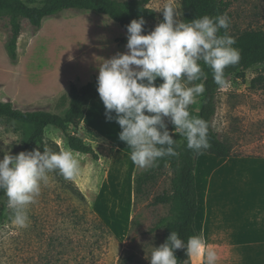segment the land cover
Listing matches in <instances>:
<instances>
[{
  "label": "rangeland",
  "instance_id": "rangeland-1",
  "mask_svg": "<svg viewBox=\"0 0 264 264\" xmlns=\"http://www.w3.org/2000/svg\"><path fill=\"white\" fill-rule=\"evenodd\" d=\"M23 1L40 7L44 0ZM217 1L230 18L228 35L264 32V0ZM169 4L184 21L182 0H150L148 7L156 13L150 26L163 21ZM21 23L12 61L6 51L12 38L9 20L0 22V100L22 112L66 111L72 84H87L98 77L103 60L127 51V32L93 12L64 11L44 20L39 30ZM240 73L245 76L233 75L219 89L212 119L231 156L204 152L196 165V230L211 247L188 256L187 264H205L207 250L217 253L216 264H264V64ZM200 106L201 96L190 106L191 115L197 116ZM105 111L100 97L92 100L78 133L98 160L79 153L80 172L70 181L49 173L29 206L26 228L12 223L7 207L0 220V264H149L153 247L166 242V227L178 217V207L175 200L154 201L173 195L174 174L167 168L137 191L151 168L133 164L131 149L119 139L120 126L108 121ZM165 122L170 132L173 125L168 118ZM30 133L0 118V159L9 150L19 154ZM45 142L54 152L70 148L67 135L53 126L47 127Z\"/></svg>",
  "mask_w": 264,
  "mask_h": 264
},
{
  "label": "clouds",
  "instance_id": "clouds-1",
  "mask_svg": "<svg viewBox=\"0 0 264 264\" xmlns=\"http://www.w3.org/2000/svg\"><path fill=\"white\" fill-rule=\"evenodd\" d=\"M162 12L163 22L148 34H144L146 21L133 19L126 26L127 51L103 60L98 68L97 92L105 116L120 126L119 139L131 149L130 159L139 168H152L164 157L178 156L176 147L182 141L173 139L177 133L195 153L212 147L208 122L189 110L206 92L205 84L196 82L208 79L207 66L213 82L226 88V69L242 59L234 47L235 38L227 34L230 18L226 14L186 22L170 4ZM221 29L224 35H219ZM158 80L162 83L157 85ZM165 118L174 126V133L169 132ZM78 156L70 148L60 152L36 148L16 155L5 152L0 159V192L12 210V223L28 226L29 206L48 183L49 173L73 180L80 172ZM210 247L200 235L189 236L185 243L172 231L164 244L153 247L151 258H146L149 264H179L177 250H186L191 257ZM217 260L215 251H206L205 264Z\"/></svg>",
  "mask_w": 264,
  "mask_h": 264
},
{
  "label": "trees",
  "instance_id": "trees-1",
  "mask_svg": "<svg viewBox=\"0 0 264 264\" xmlns=\"http://www.w3.org/2000/svg\"><path fill=\"white\" fill-rule=\"evenodd\" d=\"M149 3L150 0L125 2L117 0H44L40 7H29L23 0H0V22L7 18L12 32V38L6 45L7 54L12 61L17 60L18 39L23 33L21 23L23 20H26L34 29L39 30L44 20L56 17L68 10L93 12L97 15L107 16L125 31L126 26L133 19L142 17L146 21L144 34H148L154 30L148 22L156 17L155 11L148 7ZM182 11L186 22L205 15L215 17L223 14L217 0H182ZM224 34L225 30L221 29L219 35ZM235 40L234 47L240 50L242 59L238 65L226 69L228 81L236 74L243 78L245 74L240 72H246L264 64L263 31H249L235 38ZM204 71L208 74V79L196 82H202L206 87V92L201 96V106L197 117L208 122L209 143L212 147L195 153L187 148V141L183 140L177 133V135H173V139L182 141L176 147L179 155L160 159L158 166L152 167L150 173L143 176L144 180H139L137 183V191H140L145 182L154 180L165 169L169 168L174 174L173 195L160 196L154 201V204H168L175 200L178 207V217L168 223L166 227V240L172 231L178 232L185 243L189 236L198 235L196 216L199 206L195 172L199 156L204 152L224 159L231 156L230 148L219 138L212 126V119L216 113V96L220 88L212 80L211 69L205 66ZM159 83L162 81L158 80L157 85ZM70 94L72 103L69 109L58 114L43 111L22 112L12 102L0 100V118L9 119L31 129L21 152L32 151L36 148L43 152V149L47 148L45 142L46 129L53 126L67 135L68 145L72 150L98 160L95 149L87 145L84 139L78 136L87 107L92 100L99 98L97 77L85 85L72 84ZM174 131V126H172L170 133H174ZM73 192L76 195H81L78 189H73ZM3 197L4 193L0 192V220L4 217L7 209V199ZM175 255L179 264H184L188 258L186 250H177Z\"/></svg>",
  "mask_w": 264,
  "mask_h": 264
}]
</instances>
